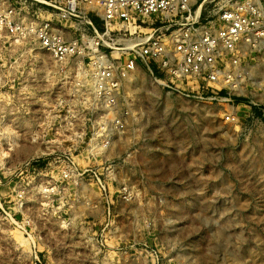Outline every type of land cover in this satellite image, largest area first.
Returning <instances> with one entry per match:
<instances>
[{"label": "rangeland", "instance_id": "rangeland-1", "mask_svg": "<svg viewBox=\"0 0 264 264\" xmlns=\"http://www.w3.org/2000/svg\"><path fill=\"white\" fill-rule=\"evenodd\" d=\"M80 60L0 31V264H264V90L218 105L139 67L108 114Z\"/></svg>", "mask_w": 264, "mask_h": 264}, {"label": "built area", "instance_id": "built-area-1", "mask_svg": "<svg viewBox=\"0 0 264 264\" xmlns=\"http://www.w3.org/2000/svg\"><path fill=\"white\" fill-rule=\"evenodd\" d=\"M32 4L46 15L38 20ZM0 31L33 40L56 62L88 64L108 114L121 80L139 67L168 90L218 105L249 85L264 90V0H0ZM224 114L237 121L234 109ZM112 122L126 126L118 115Z\"/></svg>", "mask_w": 264, "mask_h": 264}]
</instances>
